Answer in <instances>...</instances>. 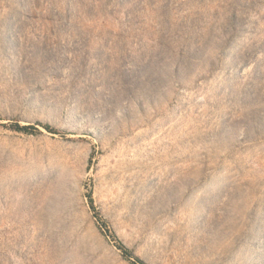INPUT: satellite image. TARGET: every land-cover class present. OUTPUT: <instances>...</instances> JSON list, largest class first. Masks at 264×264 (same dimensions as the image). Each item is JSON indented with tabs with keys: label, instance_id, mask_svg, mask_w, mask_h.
Segmentation results:
<instances>
[{
	"label": "rangeland",
	"instance_id": "1",
	"mask_svg": "<svg viewBox=\"0 0 264 264\" xmlns=\"http://www.w3.org/2000/svg\"><path fill=\"white\" fill-rule=\"evenodd\" d=\"M118 242L264 264V0H0V264Z\"/></svg>",
	"mask_w": 264,
	"mask_h": 264
},
{
	"label": "trees",
	"instance_id": "2",
	"mask_svg": "<svg viewBox=\"0 0 264 264\" xmlns=\"http://www.w3.org/2000/svg\"><path fill=\"white\" fill-rule=\"evenodd\" d=\"M16 131H20V132H26L27 130H29V128L24 127V128H20V127H15L14 128ZM45 129H49V127L45 126ZM51 131V130H50ZM89 209L93 212V217L100 222V218L97 215V213L95 212V208L93 206L92 200L89 197ZM117 249L120 250L122 256L126 259L131 260V264H145L142 260H140L139 258L133 257L130 252L121 244V243H117Z\"/></svg>",
	"mask_w": 264,
	"mask_h": 264
}]
</instances>
